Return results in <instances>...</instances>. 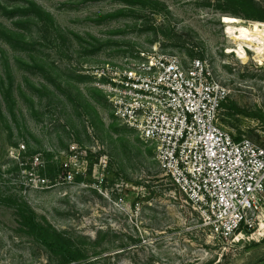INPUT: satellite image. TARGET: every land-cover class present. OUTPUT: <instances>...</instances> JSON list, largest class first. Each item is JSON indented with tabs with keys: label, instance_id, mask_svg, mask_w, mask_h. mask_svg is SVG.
I'll use <instances>...</instances> for the list:
<instances>
[{
	"label": "rangeland",
	"instance_id": "rangeland-1",
	"mask_svg": "<svg viewBox=\"0 0 264 264\" xmlns=\"http://www.w3.org/2000/svg\"><path fill=\"white\" fill-rule=\"evenodd\" d=\"M134 1L0 0V264L63 261L25 208L86 264H264V210L217 237L94 76L141 53L205 60L231 90L222 125L264 148V55L229 53L227 33L264 35V0Z\"/></svg>",
	"mask_w": 264,
	"mask_h": 264
},
{
	"label": "built area",
	"instance_id": "built-area-1",
	"mask_svg": "<svg viewBox=\"0 0 264 264\" xmlns=\"http://www.w3.org/2000/svg\"><path fill=\"white\" fill-rule=\"evenodd\" d=\"M94 76L116 116L155 146L161 171L212 233L229 240L255 228L264 210V148L222 125L231 90L207 61L141 53ZM34 163L42 164L40 156Z\"/></svg>",
	"mask_w": 264,
	"mask_h": 264
},
{
	"label": "trees",
	"instance_id": "trees-1",
	"mask_svg": "<svg viewBox=\"0 0 264 264\" xmlns=\"http://www.w3.org/2000/svg\"><path fill=\"white\" fill-rule=\"evenodd\" d=\"M134 0H123L126 4L132 3ZM247 2L248 0H243ZM135 2V1H134ZM133 2V3H134ZM248 5V3H245ZM35 10V13L40 15V11ZM240 15L238 13H234V15ZM260 20L263 22L262 19H255ZM227 102V101H226ZM226 102L223 103L222 107L226 104ZM239 139V138H238ZM21 216L23 220V226H25L28 230L27 232L35 238V240L42 244L43 246L47 247L50 251L57 252L63 256V261H61V264H86L83 262H80L81 259H83V256H81L80 253L74 252L72 250H67L69 247L63 243V240L61 238V235L56 233L52 229L51 226H44L41 223H39L36 219V216L33 212L29 211L28 209H21ZM252 230H250L251 233ZM66 254H64V252Z\"/></svg>",
	"mask_w": 264,
	"mask_h": 264
},
{
	"label": "bare ground",
	"instance_id": "bare-ground-1",
	"mask_svg": "<svg viewBox=\"0 0 264 264\" xmlns=\"http://www.w3.org/2000/svg\"><path fill=\"white\" fill-rule=\"evenodd\" d=\"M241 24L242 21L236 18L227 27V33L237 45L236 49L229 50V53H234L238 58L246 60L248 59V51L256 48L258 54L264 55V35L253 32Z\"/></svg>",
	"mask_w": 264,
	"mask_h": 264
}]
</instances>
